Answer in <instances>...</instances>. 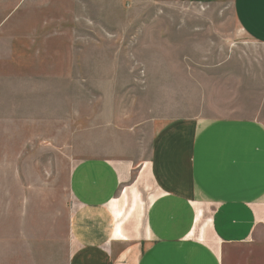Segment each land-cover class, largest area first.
<instances>
[{
	"label": "rangeland",
	"instance_id": "374dc122",
	"mask_svg": "<svg viewBox=\"0 0 264 264\" xmlns=\"http://www.w3.org/2000/svg\"><path fill=\"white\" fill-rule=\"evenodd\" d=\"M200 87L207 116L264 124V46L232 0H0V162L66 185L82 159L130 160L111 211L131 246L157 194L156 125L199 113Z\"/></svg>",
	"mask_w": 264,
	"mask_h": 264
},
{
	"label": "crops",
	"instance_id": "0c3cea01",
	"mask_svg": "<svg viewBox=\"0 0 264 264\" xmlns=\"http://www.w3.org/2000/svg\"><path fill=\"white\" fill-rule=\"evenodd\" d=\"M232 8L239 29L264 46V0ZM199 90L203 111L153 132L142 173L157 194L133 246L116 223L121 211H111L130 160L82 159L66 185L0 162V264H264V124L207 116L214 96Z\"/></svg>",
	"mask_w": 264,
	"mask_h": 264
},
{
	"label": "bare ground",
	"instance_id": "6f19581e",
	"mask_svg": "<svg viewBox=\"0 0 264 264\" xmlns=\"http://www.w3.org/2000/svg\"><path fill=\"white\" fill-rule=\"evenodd\" d=\"M117 232L119 233V231H118V230L116 231V234H117ZM119 234H120V233H119Z\"/></svg>",
	"mask_w": 264,
	"mask_h": 264
}]
</instances>
